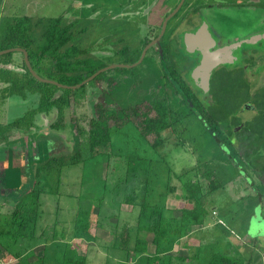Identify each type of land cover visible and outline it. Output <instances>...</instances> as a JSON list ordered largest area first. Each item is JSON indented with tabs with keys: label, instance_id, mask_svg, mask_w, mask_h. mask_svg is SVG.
Masks as SVG:
<instances>
[{
	"label": "rangeland",
	"instance_id": "374dc122",
	"mask_svg": "<svg viewBox=\"0 0 264 264\" xmlns=\"http://www.w3.org/2000/svg\"><path fill=\"white\" fill-rule=\"evenodd\" d=\"M82 1L8 0L4 12L7 9L5 13L9 15L62 16L71 22L82 13ZM178 1L162 3L160 0L155 14L149 17L150 21L145 19L148 16L143 17L145 20H139L144 25L135 30L134 36L129 37L133 45L141 46L145 39L155 36L160 30L163 17ZM252 1L254 0H249L250 3ZM3 2L4 0H0V12ZM70 5L76 9L74 12L68 9ZM180 12L171 19L169 29L181 27L183 22L177 20ZM206 13L224 36L245 35L264 28L262 7L253 9L225 6L209 9ZM90 15L93 17L88 21L89 24H82L90 26L88 42L85 44L90 42L91 53L96 56L94 53H99L100 50L101 32L97 24L92 22L98 17L97 11L91 12ZM1 21L0 28H3L4 21ZM174 35L171 33V37ZM253 46L250 45L249 48L254 49ZM14 53L18 57L12 58L11 65L4 67L11 68L17 75H25L24 53ZM42 63L47 64V61ZM256 66L261 71L264 69L262 63ZM0 67L3 65L0 64ZM146 70L147 66L144 64L136 68L115 69L111 71L119 75H100L84 88L71 89L69 92L58 89L54 97L61 95L60 106H54L49 112L38 111L33 126L24 124L20 128L4 127L38 107L41 95L34 91L22 94L20 90L16 91L9 75H0V210L7 215L17 211L18 218L26 214L32 215L33 218L30 206L22 203L21 198L34 185L31 175L32 166L36 162L53 153L71 152L77 142L84 155H87L91 120L97 117L98 110L101 109L97 105L100 104L106 110L109 125L113 127L115 123L123 121L118 113L124 108L134 122L139 124L146 114H155L153 102L164 98L172 106V120L175 121L173 126L163 132L164 143L158 148L150 146L140 135L135 124L130 122L123 128L114 130V147L108 146L104 149L109 158L96 161L95 167L85 168L79 164L66 169L58 188L57 174H53V180L50 182L44 177L39 179L34 187V191L40 190L36 201L41 202L38 207L40 216L36 222L31 218L29 222L21 225L20 222L14 223L12 220L4 221L0 216V231L10 230L11 234L20 235L14 240L5 235L1 236L0 232V247L6 254L15 257L18 264H62L63 252L66 249L61 246L62 241L70 244V249L86 254L89 264H136L141 256L133 250L138 235L148 241V253H154L157 249L153 242L154 233L142 230L138 234L136 225L140 213L137 203L142 201L137 195L144 194V180L138 179L137 182L129 183L126 191L127 185L118 179L126 169L128 156L132 154L142 157L161 154L166 158L167 164H158L163 179L154 178L155 188L147 190L149 197L147 196L146 200L153 196L159 198L168 209L166 213L172 210L176 216L181 215L182 207H185L187 201L184 197L183 182L173 177L174 173L182 175L183 180H200L202 173L211 167L213 171L218 170L226 182L234 180L231 186L227 184L205 197L212 222L219 223L220 215L224 225L218 224L215 227V224L210 223L206 231L200 230L206 228V225H191V231L187 234L180 237L172 234L168 237L169 243L164 252L173 257L172 264H206L213 252H224L226 249L231 253L246 256L247 260L252 256L251 264H264V210L257 206L260 201L259 191L262 190L264 194V143L257 144L259 141H255L254 144H249L248 141L236 144L234 148L231 146L233 151L237 150L242 168L246 170L245 174L252 178V184L244 173H239L237 166L229 159V152L223 145L228 141L223 133V140L218 142L199 115L185 106L182 91L178 89L180 92L176 93L177 81L174 83L171 80V83L164 75L131 74L134 71L139 73ZM260 76L262 78L255 82L250 75L256 88L264 85V74ZM182 77L187 79V75ZM219 83L215 85L216 88ZM208 100L210 102L213 98L209 96ZM135 110L138 114L134 113ZM235 114L238 120H250L258 116L257 112L244 108ZM233 130L235 131L234 127ZM155 138L156 136H149L150 142H154ZM154 150L158 152L153 154ZM246 152L256 159V167L249 166L240 158L244 157ZM156 170L158 171V167ZM169 174L173 177L172 185H176L177 189L175 192L168 191L165 195L162 193L167 192V185L163 181L165 178L170 181ZM208 183L207 180L204 183L207 189ZM84 194L89 196L90 201L81 202ZM130 194L136 197L134 204L125 201V195ZM84 217L86 220L82 224L89 225V231L86 233L81 231L84 228L77 226L78 220H84ZM117 223L119 228L116 227ZM124 224L131 228L132 239L127 247L130 249L129 253L112 247L116 232ZM224 229H227L228 233ZM216 230L223 231L221 233ZM231 231L234 234H231ZM214 234L219 236L215 237ZM126 235L127 233L124 239ZM202 239L208 243L204 242L201 246ZM197 254L198 257L190 260ZM180 257L185 260L178 259ZM247 264L250 263L247 261Z\"/></svg>",
	"mask_w": 264,
	"mask_h": 264
},
{
	"label": "trees",
	"instance_id": "16d2710c",
	"mask_svg": "<svg viewBox=\"0 0 264 264\" xmlns=\"http://www.w3.org/2000/svg\"><path fill=\"white\" fill-rule=\"evenodd\" d=\"M81 19L82 18L78 21L68 22L62 16L38 17L30 15H12L5 17L2 20L4 21L3 28H0V50L11 47L26 48L29 52L33 67L40 75L55 79L64 84L74 85L80 83L98 71L103 65L100 59L91 53V46L85 44L88 42L87 38H89L88 34L90 33H88V31L90 26L88 27L82 24L80 21ZM13 53L14 52H9L1 55L0 62H11ZM44 60L47 61V64L42 63ZM25 67L27 71L25 75H17L15 71H12L11 69H1L0 73H7L10 77L9 80L12 81L16 91L18 89L22 94H25L26 91L39 92L41 95L40 103L38 107L29 111L28 114L9 123L4 128H9V126L20 128L24 124L33 126L35 124L34 117L38 111L49 112L54 106H60L62 99L61 95L54 97L56 90L63 89L66 92L71 90L70 88H62L52 83L40 81L30 73L26 64ZM99 76L100 75L93 80L97 79ZM172 76L173 79H170L169 81L172 80L174 83H177L175 76ZM85 85H83L82 88H84ZM244 86H246V89H244ZM178 89L180 88L177 84L176 93L180 92ZM181 96L188 107L194 113L199 115L204 125L218 142L223 140L221 133H223L224 138L235 134L233 127L240 122L235 113L238 112L242 104L246 101H251L256 105L260 113L256 118L247 120L245 127L242 131L237 133V135H239V138H243L252 131L259 133L260 135H263L264 133L263 85L256 89L252 82L245 81L242 78L236 80H223L220 81L219 87L213 92V100L210 102L208 101L206 104L197 96L192 97L183 93ZM187 96L190 97V100L187 99ZM97 106L101 109L98 110L99 114L97 117L92 118L91 120L89 130L90 146L89 151L86 153L87 155H84L77 142V145L74 146L71 152L60 154L53 153L48 156H43L42 160L36 162L32 166L31 177L32 184H34L33 187L27 190L25 195H22L21 198V201H23L22 203H27L30 206L33 218L31 217L32 215L29 214L18 218L16 216L18 215L17 211L12 215H7L0 210V216L4 221L10 222V220H12L14 223L20 222L19 224L24 225L32 218V220L36 222L40 216H38V207L41 203L36 201L40 194V190L34 191L36 182L43 177L50 182L53 180V174H57L59 176L57 179L58 188L62 181L61 176L65 173L64 171L66 169L79 164L85 168L87 166L95 167L96 161L99 162L103 158H109L105 153V148L108 146L114 147L113 134L115 129H121L131 122L135 124L140 135L150 146L158 148L164 143L163 132L173 126V122H175L172 120V106L169 104V101L164 98H158L153 102L152 106L156 111L155 114H146L139 124L134 122L124 108L123 111L118 113V116L123 121L117 124L115 123V126L112 127L109 125L108 113L106 110L100 104ZM134 113L138 114V111L135 110ZM125 115L126 117L128 116V118H126ZM178 120L181 121L182 119ZM151 135L156 136L154 142H150L149 140V136ZM243 142L248 141L240 140L235 143L228 141L223 145L227 148L229 159L237 166L239 173L245 174L246 170L242 168V164L236 154L237 150L233 151L231 148V146L234 148L236 144H241ZM254 143L255 141L253 140H250L249 142V144ZM263 143L264 141H259L257 144ZM156 152L158 151L154 150L153 154ZM111 154H113V152ZM244 157L240 156V158L249 166L253 165L256 167V159L252 157L250 153L246 152ZM160 163L167 164L166 158L161 154H156L154 156L146 155L143 157L132 154L127 158V166L123 175L120 174L122 176H118L119 181H124L125 185H127V187L125 186L126 191L128 190L129 183L137 182L138 179L144 180V194L137 195L140 196L142 200L140 203H137L140 208L136 223L138 226L137 232L138 234L142 230L153 232V242L157 245V249L154 253H148V241L138 235L133 250L141 256L136 264H172L173 257L164 252L169 243L168 237L172 236V234L180 237L187 233L189 226L204 223L205 218L210 214L209 207L205 203V197L211 192L224 188L227 181L220 175L218 170L217 172L215 170L213 171L211 167L202 173L200 180H183L182 175L174 173L173 177L175 176L183 182L184 197L187 201L185 207H182L181 215L176 216L172 210H169L166 213L168 209H166L164 203L161 202L159 198L153 196V198L148 201L146 200V197H149V192L147 194V190L149 189L151 191L152 187L155 188L153 183L155 180L154 178L157 177L160 180L163 179V176H161L162 172L160 173L159 171L160 165L158 164ZM157 167L158 171L156 170ZM170 172L171 174L173 173L169 169V173ZM171 174H169L171 176L170 181H168L167 178L163 181L164 183L166 182L167 192L164 193L163 191L162 194L167 195L168 191L175 192L177 189L176 185H172L173 177ZM246 177L250 183L253 184L252 178L247 175ZM206 180L209 182L208 189L204 186ZM117 184L119 185V183ZM59 193L61 194L62 192ZM51 194L53 195V191H51ZM135 199L136 197H133L132 194L125 195V201L130 204H134ZM259 200V205L257 206L264 210V194L262 193V190L259 191ZM86 201H90V198L84 194L81 202L84 203ZM85 220L86 218L84 217V220L79 219L77 222L78 227L84 228V231L81 230L82 233L89 231V225L82 224ZM223 222L224 221L221 219L218 224L224 225ZM116 227L119 228V223L116 224ZM121 229H119L120 231L118 230L119 232H116L114 245L112 247L129 253L130 249L127 247L129 240L132 239L131 228L124 224ZM224 231L228 233L227 229H224ZM0 232L1 236H8L9 239L14 238V240H17L18 236H20L18 235L19 233L11 234L10 230L7 232ZM126 233L127 237L124 239L123 237ZM231 234L234 233L232 232ZM57 244L59 245L60 241H58ZM61 246L66 247L65 252H63L62 264H89V258L86 254H82L75 249H70L72 248L70 244L63 241L61 242ZM196 257H198V254L194 255L190 260L195 259ZM178 259L185 260L182 257ZM247 261L251 264V262H253L252 256L247 260L246 256L238 253H231V251L226 249L224 252H213L206 264H247Z\"/></svg>",
	"mask_w": 264,
	"mask_h": 264
},
{
	"label": "flooded vegetation",
	"instance_id": "af4514ba",
	"mask_svg": "<svg viewBox=\"0 0 264 264\" xmlns=\"http://www.w3.org/2000/svg\"><path fill=\"white\" fill-rule=\"evenodd\" d=\"M79 1L81 2L82 0ZM159 1L100 0L99 4V0L98 3L97 0H83L82 11H80L82 13H79V17L71 22L78 21L80 18H82L81 22H88L93 17L90 13L97 11L98 17H95L92 22L97 24L101 32L100 50L99 53H94L103 63L100 69L113 64H134L144 54L139 64L129 68H136L144 64L147 66V70L139 73L134 71L131 73L132 75H164L168 80L173 79L172 75H174L183 94L192 97L197 96L205 104L209 101L208 97L213 96V92L216 90L215 85L220 81L242 78L245 81L252 82L250 75H252V79L255 82L262 78L260 75L264 74V69L261 71L256 65L259 63L264 65V28L245 35L224 36L220 29L214 26L206 12L212 8H223L225 6L235 8L252 7L253 9L264 8V0H254L255 2L252 1V3L249 0H184L181 8L174 15L176 16L182 11L177 19L183 22L181 27L169 29V23L174 18L173 16L168 21L166 30L159 40L160 42H154L161 33L165 18L178 6V2L181 1L179 0L163 17L159 32L155 36L145 39L141 46H134L129 37L134 36L135 30L144 25L139 20H149V17L155 14ZM169 1L162 0V3H168ZM68 9L73 10V12L76 10L73 5L68 6ZM144 16H148V18L144 19ZM258 26L260 27L261 24L259 23ZM203 30L205 31L203 34L204 39L188 42V34H201ZM171 33L175 35L171 37ZM253 35L260 37L254 41H247ZM236 42H241V45L229 51L230 46ZM250 45H254V49H250ZM88 46H91L90 42ZM220 50L222 54L219 56V62L207 74L202 69L205 53H216ZM24 63L26 64L25 60ZM121 68L125 69L127 67L106 69L101 71L99 75H119L111 70ZM182 75H187V79L182 77ZM193 75H211L207 88L203 86L201 77L195 78ZM252 84L254 87L256 86L254 82ZM244 89H246V86H244ZM187 99L190 100V97L187 96ZM246 102L242 104L241 108L257 112V115H259L260 111L256 105L252 108H245ZM185 106L188 105L186 104ZM246 121L240 119V122L234 125L235 134L229 135L225 140L227 139L234 143L240 140L263 142L264 133L260 135L255 131L250 132L243 138H239L237 133L242 131Z\"/></svg>",
	"mask_w": 264,
	"mask_h": 264
},
{
	"label": "water",
	"instance_id": "95a60500",
	"mask_svg": "<svg viewBox=\"0 0 264 264\" xmlns=\"http://www.w3.org/2000/svg\"><path fill=\"white\" fill-rule=\"evenodd\" d=\"M183 2H184V0H181L179 2L178 6L165 18L161 33H160L159 37L154 42H158L160 40V38L163 36V34H164L165 30H166L168 21L179 11V9L181 8ZM204 33H205V31L203 30V32L201 34H199V33L188 34L187 35L188 42H190V41L191 42L192 41H199L200 39L203 38V34ZM259 37L260 36H258V35H253L250 38H248L247 41H249V42L250 41H254V40H256ZM205 39H206V37H205ZM210 39H212V38H210ZM239 45H241V42H236V43L232 44L230 46V48H229V51L231 49H233V48L238 47ZM16 51H21L22 53H24L26 65H27L29 71L33 74V76L36 77V79H38L40 81H43V82H46V83H52V84L58 85L59 87H62V88H70V89L81 88L83 85L89 83L91 80H93L95 77H97L100 74V72L103 71V70L110 69V68H116V67H127V68L134 67L137 64H139L142 61L143 57H144V54H143L142 57L140 58V60L138 62L134 63V64H113V65L107 66L105 68L99 69L98 71H96L95 73H93L92 75H90L89 77H87L86 79L81 81L80 83H77V84H74V85H69V84L60 83L59 81H57L55 79L44 77V76L40 75L39 73H37V71L34 69V67H33V65L31 63V60H30V57H29V52H28V50L26 48L11 47V48H7V49H3V50H0V56L3 55V54L9 53V52H16ZM224 51H226V50H224ZM221 54H222L221 50L216 52V53H212V52L205 53V59L203 61L202 69H204V71L207 74L219 62V56ZM193 76L195 78L201 77L203 86H205L207 88L208 83H209V78H210L211 75H193ZM252 107H255V105L251 101H249V102H247L245 104V108H252Z\"/></svg>",
	"mask_w": 264,
	"mask_h": 264
},
{
	"label": "crops",
	"instance_id": "0c3cea01",
	"mask_svg": "<svg viewBox=\"0 0 264 264\" xmlns=\"http://www.w3.org/2000/svg\"><path fill=\"white\" fill-rule=\"evenodd\" d=\"M7 1L8 0H4V2H3V5L1 6V12H0V21H1V19L2 18H4V17H8V16H12V15H9V14H6L5 12H7V9L5 10V12H4V7L6 6V4H7ZM6 3V4H5ZM9 5V4H8ZM3 9V10H2ZM22 55H23V53H22ZM15 57H18V56H15V53H13V56H12V58L14 59ZM22 58H23V56H22ZM11 63L12 62H9V63H4V62H0V64H2L3 65V67H0V70L1 69H9V67H4V66H6V65H11ZM11 69V68H10ZM9 69V70H10ZM0 75H7V73H0ZM234 182V180H229L228 182H226V185L227 184H229L230 186L232 185V183ZM225 185V186H226ZM218 215V214H217ZM218 219H222L223 220V218L222 217H220V215H218ZM219 222V221H218ZM210 223H213V224H215L214 226L216 227V226H218V223L215 221H213L212 222V218L210 217V214L205 218V222L204 223H202V224H198V226H203V225H206V228H201L200 230H203V231H206L205 229H208L210 226H208ZM196 225V224H195ZM190 227L191 226H189V228H188V231L187 232H189V231H191V229H190ZM216 231H219V230H216ZM222 231L223 230H220L219 232H221L222 233ZM187 234V233H186ZM215 235V237L216 236H219V234H214ZM248 237H249V235H247ZM251 238V237H250ZM256 240V239H255ZM202 241V243H201V246H203L202 244L205 242V243H208V242H206L205 241V239H202L201 240ZM44 254H45V252H44ZM47 254V253H46Z\"/></svg>",
	"mask_w": 264,
	"mask_h": 264
},
{
	"label": "built area",
	"instance_id": "2783aa9c",
	"mask_svg": "<svg viewBox=\"0 0 264 264\" xmlns=\"http://www.w3.org/2000/svg\"><path fill=\"white\" fill-rule=\"evenodd\" d=\"M0 264H18L15 257L9 256L5 251L0 247Z\"/></svg>",
	"mask_w": 264,
	"mask_h": 264
}]
</instances>
